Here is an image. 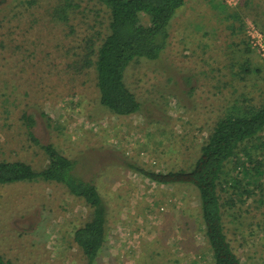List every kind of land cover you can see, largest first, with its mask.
<instances>
[{"label":"rangeland","instance_id":"1","mask_svg":"<svg viewBox=\"0 0 264 264\" xmlns=\"http://www.w3.org/2000/svg\"><path fill=\"white\" fill-rule=\"evenodd\" d=\"M59 1L21 8L0 29V162L39 172L49 164L41 146L49 144L72 160L73 175L92 182L108 209L95 264H213L197 189L159 185L128 164L189 170L219 120L233 108L264 104V59L247 41L249 24L264 34V0H184L161 58L138 59L125 71L142 108L130 117L109 113L96 87L93 62L108 12L97 0H72L68 20L59 21L51 5L69 2ZM140 19L149 25L148 16ZM88 47L92 63L84 66ZM261 141L264 132L246 144L250 158L241 152L227 163L219 189L224 230L241 264H264V149H254ZM247 160L253 166L243 173ZM233 180L247 193L233 196ZM91 216L60 184H0V256L14 264H87L73 235Z\"/></svg>","mask_w":264,"mask_h":264},{"label":"trees","instance_id":"2","mask_svg":"<svg viewBox=\"0 0 264 264\" xmlns=\"http://www.w3.org/2000/svg\"><path fill=\"white\" fill-rule=\"evenodd\" d=\"M57 1L60 3L59 0ZM68 1L63 6L51 5V16L59 18V21L68 20V12L73 7L70 3L72 0ZM97 2L109 15L108 33L98 46L93 62L99 101L109 113L117 117L140 114L141 104L125 84V71L138 59L157 61L161 58L169 45L170 24L183 7L184 0H97ZM37 3H40L39 0H0V10L4 12L8 8L5 14H0V29L4 28V23L13 24L12 17L18 18L21 8L28 10ZM12 4L15 8L20 7L19 13L12 9ZM142 14L150 18L149 25L142 24L140 19ZM239 30L244 31L243 25ZM88 50L82 63L84 66L92 63L89 57L93 48L88 47ZM261 106V108H250V106L233 108L229 114L219 120L189 170L157 173L128 164L132 170L159 185H191L197 189L204 237L213 264H241L224 230L225 199L222 198L220 190L225 191L222 186V176L227 163L235 161L241 152L250 158L251 155L244 149L246 144H255L264 132V104ZM26 118L28 117L25 115L22 117L23 122L26 128H30L34 125V121L27 125ZM28 136L34 144L39 145L31 131ZM259 145L254 149L261 152L260 150L264 149V141ZM41 148L49 159L46 168L38 172L24 162H0V184L41 179L64 186L70 195L84 201L91 208L92 216L89 222L74 232L73 241L81 250L87 264H95L107 238L106 202L92 182H85L73 175L72 160L51 144ZM252 162L247 160V163L243 162L240 165L243 173L249 167L252 168ZM254 171L258 173L257 169ZM258 185L262 186L260 183ZM230 187L234 189L233 196L240 194V191L237 193L240 188L241 194L247 193L246 187L235 180ZM0 264L14 263L0 256Z\"/></svg>","mask_w":264,"mask_h":264},{"label":"built area","instance_id":"3","mask_svg":"<svg viewBox=\"0 0 264 264\" xmlns=\"http://www.w3.org/2000/svg\"><path fill=\"white\" fill-rule=\"evenodd\" d=\"M225 2L233 4L235 0H225ZM247 41L249 46L264 59V34L252 24L247 27Z\"/></svg>","mask_w":264,"mask_h":264}]
</instances>
